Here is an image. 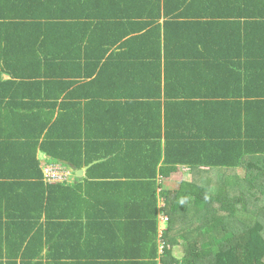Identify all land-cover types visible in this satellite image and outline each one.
Listing matches in <instances>:
<instances>
[{"label":"trees","instance_id":"trees-1","mask_svg":"<svg viewBox=\"0 0 264 264\" xmlns=\"http://www.w3.org/2000/svg\"><path fill=\"white\" fill-rule=\"evenodd\" d=\"M160 263L264 264V0H0V264Z\"/></svg>","mask_w":264,"mask_h":264},{"label":"crops","instance_id":"crops-1","mask_svg":"<svg viewBox=\"0 0 264 264\" xmlns=\"http://www.w3.org/2000/svg\"><path fill=\"white\" fill-rule=\"evenodd\" d=\"M38 157H39V159H40V161H41V163L42 164H44L45 162H47V161H50L49 159V157H47L46 155H44V154H42V153H39V155H38ZM44 157V158H43ZM43 159V160H42ZM51 164H53V165H55V166H61L62 168H64V170L65 169H67L68 168V171H69V173H71V175H72V178H71V180H72V183L73 182H76V180L77 179H84L85 177H86V171L88 170V168L89 167H91V166H89V167H84L83 169H80V170H83L82 172H79V170H76L73 166H71L69 163H64V162H62V161H59V160H57V162H51ZM86 168H87V170H86ZM184 168H187V167H184ZM110 170L112 169V168H109ZM110 170H108V172L110 171ZM182 170L183 169H181L179 172H177L176 174H179V173H182ZM65 172H67V170H65ZM112 174H115V173H112ZM176 174H174V175H176ZM173 175V176H174ZM187 175H189L190 177H191V174H190V170H189V172H188V174ZM171 179L172 178H170V179H166V182H168V183H171L172 181H171ZM127 180V181H126ZM130 180V181H129ZM131 180L132 179H125V181H122V182H131ZM115 184L117 185V186H115ZM119 184H121V182H119V181H114V183L112 184V185H114V187H118V186H120ZM112 189H114L113 187H112ZM111 189V186L109 187H107V188H105L104 190L105 191H109V197L106 199L107 201H111V200H116V199H118V200H120V198L122 199V195H121V192H119V193H117V192H115V191H113ZM116 189V188H115ZM104 194V193H103ZM163 204H164V202H162ZM109 244H111V242H108ZM178 247V246H177ZM180 247V246H179ZM176 248V247H175Z\"/></svg>","mask_w":264,"mask_h":264},{"label":"built area","instance_id":"built-area-1","mask_svg":"<svg viewBox=\"0 0 264 264\" xmlns=\"http://www.w3.org/2000/svg\"><path fill=\"white\" fill-rule=\"evenodd\" d=\"M43 170L45 182L47 184L72 182L71 173L68 171L65 172L64 168L61 166L45 165ZM164 220H166V218H164Z\"/></svg>","mask_w":264,"mask_h":264},{"label":"rangeland","instance_id":"rangeland-1","mask_svg":"<svg viewBox=\"0 0 264 264\" xmlns=\"http://www.w3.org/2000/svg\"><path fill=\"white\" fill-rule=\"evenodd\" d=\"M44 158V157H43ZM43 160V159H42ZM68 171V168L65 169ZM189 168H183L182 170V173H179V174H176L172 177L171 179V183H177V182H180V181H183V180H188V181H192V176L190 177L188 174L189 172ZM69 172V171H68ZM181 172V171H180ZM165 204L161 203V208L164 207ZM163 217V216H162ZM161 217V222H160V229H161V232H163L167 226V223H166V220H164V217L162 218ZM174 254L177 258H180L182 259L184 257V248L182 246H178L174 249ZM162 264V263H160Z\"/></svg>","mask_w":264,"mask_h":264},{"label":"clouds","instance_id":"clouds-1","mask_svg":"<svg viewBox=\"0 0 264 264\" xmlns=\"http://www.w3.org/2000/svg\"><path fill=\"white\" fill-rule=\"evenodd\" d=\"M50 161H47V162H45L44 164H42L41 163V168H42V170H43V168H44V166L45 165H53V164H51V162H57V161H54V160H51V159H49ZM53 166H55V165H53ZM43 173H44V170H43ZM45 178V177H44Z\"/></svg>","mask_w":264,"mask_h":264},{"label":"water","instance_id":"water-1","mask_svg":"<svg viewBox=\"0 0 264 264\" xmlns=\"http://www.w3.org/2000/svg\"><path fill=\"white\" fill-rule=\"evenodd\" d=\"M91 165H92V164H91ZM91 165H89V166H91ZM89 166H88V167H89ZM86 170H87V168H86ZM82 171H83V170H79V172H82ZM83 172H84V171H83Z\"/></svg>","mask_w":264,"mask_h":264}]
</instances>
